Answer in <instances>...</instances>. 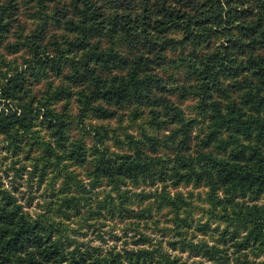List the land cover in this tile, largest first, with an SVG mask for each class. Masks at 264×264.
<instances>
[{
  "label": "trees",
  "instance_id": "obj_1",
  "mask_svg": "<svg viewBox=\"0 0 264 264\" xmlns=\"http://www.w3.org/2000/svg\"><path fill=\"white\" fill-rule=\"evenodd\" d=\"M0 88L4 157L56 190L59 216L101 188L95 214L136 229L165 210L195 264L264 255V0H0ZM11 182L0 173V264H194L82 244Z\"/></svg>",
  "mask_w": 264,
  "mask_h": 264
},
{
  "label": "rangeland",
  "instance_id": "obj_2",
  "mask_svg": "<svg viewBox=\"0 0 264 264\" xmlns=\"http://www.w3.org/2000/svg\"><path fill=\"white\" fill-rule=\"evenodd\" d=\"M33 25L34 23L30 21L29 26ZM92 121L97 122L95 120ZM87 122L89 123L90 120H87ZM126 122L127 120L125 123ZM138 123L143 125L140 120ZM113 125H117V122H114ZM80 133L81 132H76L75 134L84 137V134ZM85 133H88V131ZM91 136L92 134L88 133L84 137L88 145H91L92 143ZM5 147L4 142L0 139V173L8 187L12 186L11 180H14V184L17 188H13V190L18 196L20 202L24 205L25 209L36 217L41 214L43 220L51 218L53 220L60 219L62 222H65V225L68 226L67 228H71L69 230L71 236L77 238V240L82 244L94 246L98 250H107L110 248H115L117 250H124L126 248L137 249L143 247L148 249L156 248L169 252V254L172 255H181L184 259L194 264L197 263L198 260L202 259L201 256L196 255L194 252H190L187 248L185 250H181V245L178 241L180 239V235H178L175 228H173L174 223L172 220L169 219L166 221L165 210L161 212L153 211V217L155 218L152 221L150 220L148 223H141L136 229H133L129 225H125L123 220L118 219L119 216L117 213H115L113 217L109 216L105 211L103 213L104 215L95 214L91 210V208H96L94 201L96 198H103L105 196V192L101 188L91 189L90 191L81 190V192H83L89 200H87L86 203L82 201L83 207L81 208L82 211L80 215H73L72 211L67 209L69 210V215H64L63 217L59 216L56 212V208H58L59 203V201H57L58 196L56 190L54 192L52 186L48 184V182L39 183L37 174L32 175L29 172H26L23 177L16 175L13 166H11L10 159H6L4 157L10 154V151H5ZM113 148L116 147L114 146ZM22 155L23 159L24 154ZM27 160L28 159H25L23 162H26ZM17 165L20 166L21 163L16 164V166ZM5 168L8 170V176L3 172ZM27 168L28 170L33 169L31 163H28ZM57 186H59V183ZM180 188L185 191L192 189L191 187ZM201 190L202 189L198 188L194 190V192L197 194ZM260 201L264 202V199H261ZM88 210L92 211L93 214ZM156 218L158 219L157 225L155 224ZM192 218L193 226H188L181 230L187 238L196 240L192 238L193 233L198 237L201 236V234L198 235L199 232L195 229L196 223L199 218L206 220L207 215L203 213L202 210L196 208L192 210ZM212 225L215 226L216 223H212ZM143 233L152 238L151 242L147 240L143 241L145 243L138 241ZM174 240L176 241L175 248L171 244ZM248 254L250 259L255 260V263L253 264H264V262H262L264 260V255L255 256L251 252H248ZM228 255L231 264H238L236 258L239 257L242 259L243 257L237 256L236 253L232 252V249L228 251Z\"/></svg>",
  "mask_w": 264,
  "mask_h": 264
}]
</instances>
